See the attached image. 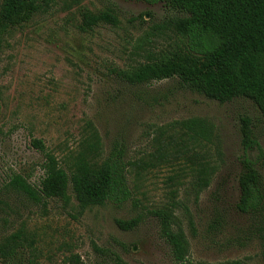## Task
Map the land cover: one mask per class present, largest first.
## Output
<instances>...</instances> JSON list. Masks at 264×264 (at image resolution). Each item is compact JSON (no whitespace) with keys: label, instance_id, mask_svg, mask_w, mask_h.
I'll list each match as a JSON object with an SVG mask.
<instances>
[{"label":"rangeland","instance_id":"374dc122","mask_svg":"<svg viewBox=\"0 0 264 264\" xmlns=\"http://www.w3.org/2000/svg\"><path fill=\"white\" fill-rule=\"evenodd\" d=\"M84 11H112L118 24L84 32ZM182 16L162 3L52 0L29 23L0 35V237L24 228L36 241L37 264H59L71 254L84 264H177L153 215L163 209L173 210L191 264H264L263 230L233 209L244 153L242 121L250 123L264 152V117L257 107L244 98L223 104L206 99L176 78L130 86L116 74L182 53L184 40L172 26ZM190 118L212 126L209 142L172 130L173 123ZM92 130L100 160L113 144L124 146L133 201L81 209L71 191L67 202L34 204L4 189L15 174L39 184L43 157L32 139L65 168ZM247 155L255 162L256 148ZM200 165L208 166L203 189L197 185ZM256 168L264 186V166ZM215 212L224 214L226 224L209 231ZM131 219L140 220L131 231L115 224Z\"/></svg>","mask_w":264,"mask_h":264},{"label":"trees","instance_id":"16d2710c","mask_svg":"<svg viewBox=\"0 0 264 264\" xmlns=\"http://www.w3.org/2000/svg\"><path fill=\"white\" fill-rule=\"evenodd\" d=\"M52 0H1L0 35L9 28L20 27L49 5ZM147 5L162 3L183 14L172 23L176 33L184 40L182 53L149 59L130 71L118 70L117 76L130 86H142L176 78L188 90L218 103L244 98L251 101L264 117V0H127ZM99 24L117 26L112 11L92 14L84 11L81 30H92ZM241 128L243 157L238 175V200L236 213L251 217L264 235V186L256 165L264 166V152L253 139L248 121ZM172 130L179 137L193 142H209L212 126L203 119L190 118L173 123ZM163 134V133H161ZM172 136V135H170ZM173 137V136H172ZM31 147L43 157L40 170L42 178L37 186L28 177L15 174L4 186L5 190L22 195L34 204L45 200L69 201L71 191L81 209L103 206L107 203L120 206L133 201L127 182L125 149L115 143L108 156L100 160V140L92 130L81 149L67 167L59 161L39 139L30 141ZM256 148L257 159L251 161L247 151ZM208 166L200 165L197 185L208 186ZM159 220L162 238L169 246L177 264L188 261L189 244L183 230L176 223L172 209L153 212ZM224 214L215 212L208 229L223 227ZM139 219L117 220L122 231H131ZM191 230L192 222L189 220ZM35 239L24 228L0 237V261L12 264L23 260L24 264H37L39 251ZM119 264L121 261L117 259ZM59 264H84L77 255L63 257ZM226 264H244L240 260Z\"/></svg>","mask_w":264,"mask_h":264}]
</instances>
